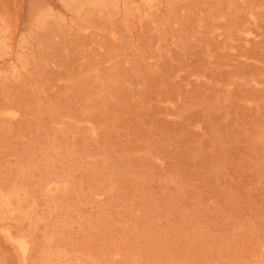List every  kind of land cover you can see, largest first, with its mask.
<instances>
[{"label": "rangeland", "instance_id": "obj_1", "mask_svg": "<svg viewBox=\"0 0 264 264\" xmlns=\"http://www.w3.org/2000/svg\"><path fill=\"white\" fill-rule=\"evenodd\" d=\"M263 128L264 0H0V264H264Z\"/></svg>", "mask_w": 264, "mask_h": 264}, {"label": "bare ground", "instance_id": "obj_2", "mask_svg": "<svg viewBox=\"0 0 264 264\" xmlns=\"http://www.w3.org/2000/svg\"><path fill=\"white\" fill-rule=\"evenodd\" d=\"M228 1V0H227ZM229 1H231V0H229ZM245 1V0H244ZM191 2H193V1H191ZM133 3V2H132ZM246 3V2H245ZM253 3V2H252ZM166 4H168V3H166ZM220 4V3H219ZM228 4V3H227ZM230 5V4H229ZM203 6V5H202ZM238 6V5H237ZM250 6H252V5H250ZM117 7V6H116ZM241 7H242V4H241ZM248 7H249V5H248ZM80 8V7H79ZM118 8V7H117ZM237 8V7H236ZM235 8V9H236ZM250 8V7H249ZM260 8V7H259ZM246 9H248V8H246ZM133 10V9H132ZM135 10V9H134ZM137 10V9H136ZM209 10V9H208ZM263 10V9H262ZM154 11H156V10H154ZM200 11V10H199ZM211 11V10H210ZM214 11V10H213ZM220 11V10H219ZM238 11V10H237ZM96 12H97V10H96ZM135 12V11H134ZM239 12V11H238ZM152 13H153V11H152ZM166 13V12H165ZM176 13V12H175ZM96 14V13H95ZM154 14V13H153ZM206 14V13H205ZM224 14V13H223ZM180 15V14H179ZM218 15H219V12H218ZM114 16V15H113ZM127 16V15H126ZM138 16V15H137ZM136 16V17H137ZM220 16V15H219ZM249 16V15H248ZM148 17V16H147ZM255 17V16H254ZM151 18V17H150ZM230 18V17H229ZM228 18V19H229ZM169 19V18H168ZM210 19V18H209ZM235 19V18H234ZM223 20V19H222ZM119 21V20H118ZM121 21V20H120ZM124 21L126 22V20L124 19ZM185 21V20H184ZM202 21V20H201ZM212 21H213V19H212ZM105 22V21H104ZM128 22V21H127ZM158 22H160V21H158ZM202 22H204V21H202ZM201 22V23H202ZM215 22V21H214ZM234 22V21H233ZM224 23V22H223ZM99 24V23H98ZM124 24H126V23H124ZM204 24V23H203ZM127 25V24H126ZM179 25V24H178ZM227 25V24H226ZM235 25V24H234ZM159 26H161V24L159 25ZM164 26V25H163ZM170 26V25H169ZM101 27V26H100ZM99 27V28H100ZM127 27H128V25H127ZM130 27V26H129ZM218 27V26H217ZM216 27V28H217ZM225 27V26H224ZM227 28H228V26H226ZM94 28V27H93ZM134 28V27H133ZM214 28V27H213ZM256 28V27H255ZM258 28H260V27H258ZM229 29V28H228ZM227 29V30H228ZM232 28L230 27V30H231ZM248 29V28H247ZM110 30V29H109ZM158 30V29H157ZM170 30V29H169ZM240 30V29H239ZM261 30V29H260ZM97 31V30H96ZM99 31H101V29H99ZM105 31V30H104ZM108 31V30H107ZM112 31V30H111ZM128 31V30H127ZM224 31V30H223ZM116 32H118V31H116ZM120 32H122V31H120ZM131 32V31H130ZM149 33V32H148ZM166 33H168V32H166ZM200 33V32H199ZM107 34H108V32H107ZM117 34V33H116ZM119 34V33H118ZM127 34H128V32H127ZM126 34V35H127ZM142 34V33H141ZM221 34V32L219 33V35ZM231 34V33H230ZM255 34V33H254ZM100 35V34H99ZM169 35H170V33H169ZM204 35V34H203ZM76 36V35H75ZM102 36V35H101ZM121 36V35H120ZM119 36V37H120ZM123 36V35H122ZM121 36V37H122ZM125 36V35H124ZM78 37V36H77ZM103 37V36H102ZM126 37V36H125ZM129 37V36H128ZM164 37V36H163ZM170 37H172V36H170ZM230 37H233L232 35L230 36ZM247 37H248V35H247ZM253 37V36H252ZM261 37V36H260ZM110 38V37H109ZM117 38V37H116ZM131 38V40H132V37H130ZM101 39V38H100ZM105 39H106V37H105ZM124 39V38H123ZM120 40V39H119ZM118 40V41H119ZM127 40H128V38H127ZM127 40H126V42H127ZM177 40V39H176ZM180 40V39H179ZM225 40V39H224ZM75 40H72V42H74ZM103 41V40H102ZM105 41V40H104ZM122 41V40H121ZM156 41H157V39H156ZM148 42V41H147ZM174 42L176 43V41L174 40ZM99 43H100V41H99ZM102 43V42H101ZM128 44V43H127ZM127 44H125V45H127ZM62 45V44H61ZM71 45V44H70ZM182 45V44H181ZM77 45H75V47H76ZM100 46V45H99ZM104 46V45H103ZM102 46V47H103ZM74 47V48H75ZM101 47V46H100ZM102 47H101V49H102ZM51 48V47H50ZM116 48V47H115ZM233 48V47H232ZM138 49V48H137ZM149 49V48H148ZM162 49V48H161ZM164 49V48H163ZM162 49V50H163ZM185 49V48H184ZM183 49V50H184ZM221 49V48H220ZM234 49V48H233ZM51 50H53V49H51ZM110 50V49H109ZM108 49H107V51H109ZM150 50V49H149ZM154 50V49H153ZM67 51V50H66ZM106 51V52H107ZM112 51V50H111ZM114 51V50H113ZM112 51V52H113ZM144 51V50H143ZM158 51V50H157ZM236 51V50H235ZM69 52V51H68ZM71 52V51H70ZM110 52V51H109ZM118 52V51H117ZM159 52V51H158ZM165 52V51H164ZM170 52V51H169ZM51 53V52H50ZM58 53V52H57ZM81 53V52H80ZM37 54V53H36ZM70 53H68L67 55H69ZM95 54V53H94ZM139 54V53H138ZM138 54H137V56H138ZM51 55H52V53H51ZM58 55H59V53H58ZM73 56V55H72ZM96 56V55H95ZM108 56V55H107ZM120 56H121V54H120ZM125 56V55H124ZM41 57V56H40ZM54 57H57V56H54ZM82 57V56H81ZM80 57V58H81ZM99 57V56H98ZM127 58H128V56H126ZM130 57V56H129ZM208 57H210V56H208ZM115 58V57H114ZM135 59H136V56L134 57ZM54 59V58H53ZM57 59H59V58H57ZM109 60L111 59V58H108ZM146 59V58H145ZM55 60V59H54ZM84 60V59H83ZM126 60V59H125ZM86 61H87V59H86ZM153 61V60H152ZM113 62V61H112ZM122 62V61H121ZM237 62V61H236ZM258 62H260V61H258ZM35 63V62H34ZM34 63H32V64H34ZM135 63V62H134ZM144 63V62H143ZM36 64V63H35ZM114 63H112V65H113ZM129 64V63H128ZM263 64V63H262ZM38 65V64H37ZM47 65V64H46ZM45 65V66H46ZM98 65V64H97ZM109 65V64H108ZM38 66H40V65H38ZM54 66V65H53ZM82 66V65H81ZM85 66V65H84ZM98 66H100V65H98ZM116 67H117V65H116ZM119 67V66H118ZM117 67V68H118ZM207 67V66H206ZM122 68V67H121ZM151 68V67H150ZM152 69V68H151ZM158 69V68H157ZM90 70V69H89ZM94 70V69H93ZM104 70V69H103ZM108 70V69H107ZM106 70V71H107ZM148 70H149V68H148ZM87 71H88V69H87ZM97 72V71H96ZM99 72H101V71H99ZM82 73H84V72H82ZM115 73V72H114ZM135 73V72H134ZM81 74V73H80ZM79 74V75H80ZM102 74V73H101ZM203 76V75H202ZM12 77V76H11ZM37 77V76H36ZM89 77V76H88ZM110 77V76H109ZM119 77V76H118ZM77 78V77H76ZM75 78V79H76ZM90 78V77H89ZM113 78V77H112ZM60 79V78H59ZM91 79V78H90ZM98 79V78H97ZM114 79V78H113ZM210 79V78H209ZM65 80V79H64ZM69 80H70V78H69ZM106 80V79H105ZM71 81H72V79H71ZM70 81V82H71ZM108 81V80H107ZM92 82V81H91ZM101 82V81H100ZM43 83V82H42ZM42 83H41V85H42ZM67 83H69V82H67ZM96 83H97V81H96ZM110 83V80H109V82L107 83V85ZM209 83V82H208ZM35 84H37V83H35ZM39 84V83H38ZM95 84V83H94ZM105 84V83H104ZM111 84V83H110ZM119 84V83H118ZM117 84V85H118ZM210 84V83H209ZM23 85V84H22ZM68 85V84H67ZM147 85V84H146ZM106 86V85H105ZM216 86V85H215ZM140 87V86H139ZM68 88V87H67ZM102 88V87H101ZM120 88V87H119ZM263 88V87H262ZM107 89V88H106ZM102 90V89H101ZM119 90V89H118ZM103 91V90H102ZM263 91V90H262ZM65 92V91H64ZM151 94V93H150ZM158 95V94H157ZM97 96V95H96ZM155 96V95H154ZM134 97H135V95H134ZM244 99V98H243ZM116 101V100H115ZM248 101V100H247ZM156 102V101H155ZM251 102V101H250ZM103 103H104V101H103ZM117 103V102H116ZM105 105V104H104ZM255 105V104H254ZM45 106V105H44ZM47 108V107H46ZM182 108H183V106H182ZM86 110V109H85ZM178 110H180V109H178ZM261 110V109H260ZM9 112V111H8ZM11 112V111H10ZM10 112H9V117H10ZM7 113V111H5V114ZM4 114V113H3ZM8 114V113H7ZM16 114V113H15ZM15 114H13L14 116H15ZM112 114V113H111ZM159 114V113H158ZM229 114V113H228ZM113 115V114H112ZM174 115V114H173ZM179 115V114H178ZM177 116V115H176ZM13 117V116H12ZM113 117V116H112ZM177 117H179V116H177ZM67 118V117H66ZM73 118V117H72ZM69 121V120H68ZM81 121V120H80ZM114 121V120H113ZM211 121V120H210ZM1 122H3V121H1ZM155 122V121H154ZM55 123V122H54ZM61 124V123H60ZM193 124V123H192ZM2 125V124H1ZM189 125V124H188ZM215 125V124H214ZM76 126V125H75ZM81 126V125H80ZM193 126V125H192ZM216 126V125H215ZM261 126V125H260ZM51 127V126H50ZM62 127H63V125H62ZM41 128V127H40ZM52 128V127H51ZM66 128V127H65ZM72 128V127H71ZM93 128V127H92ZM80 129V128H79ZM82 129V128H81ZM264 129V128H263ZM35 130H38V128L37 129H35ZM72 130V129H71ZM74 130H76V129H74ZM78 130V129H77ZM195 130V129H194ZM216 130V129H215ZM214 130V131H215ZM57 131V130H56ZM175 131V130H174ZM211 131V130H210ZM228 131V130H227ZM36 132V131H35ZM45 132V131H44ZM59 132H61V131H59ZM68 132V131H67ZM75 132H77V131H75ZM83 132H85V131H83ZM219 132V131H218ZM261 132V131H260ZM71 133V132H70ZM69 133V134H70ZM79 133V132H78ZM206 133V132H205ZM215 133H216V131H215ZM76 134V133H75ZM81 134H83V133H81ZM84 134H86V133H84ZM219 134H220V132H219ZM219 134H216V136L218 137V135ZM77 135V134H76ZM128 135H130V134H128ZM127 135V136H128ZM42 136V135H41ZM178 137H179V135H177ZM82 137V136H81ZM89 138H90V136H89ZM174 138V137H173ZM248 138V137H247ZM262 138H264V136L262 137ZM60 139V138H59ZM87 139V138H86ZM86 139L85 140H83V141H86ZM179 139V138H178ZM218 139H219V137H218ZM29 140V139H28ZM211 140V139H210ZM223 140V139H222ZM170 141H172V140H170ZM224 141V140H223ZM96 143H97V141H96ZM121 143H122V141H121ZM258 143V142H257ZM33 144V143H32ZM73 144V143H72ZM111 144V143H110ZM232 144V143H231ZM81 145V144H80ZM156 145V144H155ZM154 145V146H155ZM168 145H170V144H168ZM175 145V144H174ZM185 145V144H184ZM33 146V145H32ZM39 146V145H38ZM43 146V145H42ZM67 146V145H66ZM65 146V147H66ZM74 146V145H73ZM88 146V145H87ZM153 148H154V146L153 145H151ZM171 146V145H170ZM205 146V145H204ZM77 147V146H76ZM89 148H90V146H88ZM179 147V146H178ZM177 147V148H178ZM53 148H54V146H53ZM78 148V147H77ZM82 148H84V147H82ZM176 148V149H177ZM255 148V147H254ZM264 148V147H263ZM63 150L65 149V148H62ZM81 149V148H80ZM86 149V148H85ZM155 149V148H154ZM156 149H157V147H156ZM224 149V148H223ZM53 150V149H52ZM51 150V151H52ZM68 150H71V149H68ZM263 152H264V150H262ZM37 152V151H36ZM44 153V152H43ZM43 153H41V154H43ZM52 153V152H51ZM116 153V152H115ZM46 154V156H47V153H45ZM124 154H126V153H124ZM128 154V153H127ZM161 154V153H160ZM61 155V154H60ZM79 155V154H78ZM83 155V154H82ZM121 155H122V153H121ZM13 156V155H12ZM50 156V155H49ZM55 156V155H54ZM57 156V155H56ZM123 156V155H122ZM127 156V155H126ZM153 156V155H152ZM224 156V155H223ZM11 157V156H10ZM60 157V156H59ZM226 157V156H225ZM264 157V156H263ZM227 158V157H226ZM63 159V158H62ZM112 158H110V160H111ZM44 160V159H43ZM64 160V159H63ZM78 160V159H77ZM109 160V161H110ZM255 160V159H254ZM107 161V160H106ZM109 161H107V162H109ZM39 162H40V160H39ZM55 162V161H54ZM13 163V162H12ZM44 163V162H43ZM59 163V162H58ZM65 163V162H64ZM80 163V162H79ZM129 163V162H128ZM33 163H31V165H32ZM42 164V163H41ZM53 164V163H52ZM72 164H73V162H72ZM71 164V165H72ZM157 164V163H156ZM219 164H220V162H219ZM13 165V164H12ZM25 165V164H24ZM77 165H78V163H77ZM88 165V164H87ZM93 165V164H92ZM218 165V164H217ZM38 166V165H37ZM88 166H90V165H88ZM212 166V165H211ZM216 166V165H215ZM214 166V167H215ZM258 166V165H257ZM256 166V167H257ZM44 167V166H43ZM51 167V166H50ZM98 167V166H97ZM135 167V166H134ZM189 167V166H188ZM200 167V166H199ZM208 167H210V165L208 166ZM225 167V166H224ZM255 167V168H256ZM15 168H16V166H15ZM30 168H33V167H30ZM94 168H96L95 166H94ZM112 168V167H111ZM130 168H132V167H130ZM258 168H261V167H258ZM134 169V168H133ZM181 169V168H180ZM221 169V168H220ZM227 169V168H226ZM49 170V169H48ZM97 170V169H96ZM96 170H93V171H95V172H97ZM120 170V169H119ZM200 170V169H199ZM210 170V169H209ZM39 171V170H38ZM101 171V170H100ZM118 171V170H117ZM179 171V170H178ZM40 172V171H39ZM55 172V171H54ZM61 172H63V171H61ZM69 172H71V170L69 171ZM74 172V171H73ZM129 172V171H128ZM20 173V172H19ZM57 173V172H56ZM56 173L53 175V176H55L56 175ZM100 173V172H99ZM119 173V172H118ZM132 173V172H131ZM139 173V172H138ZM129 174H130V172H129ZM143 174V173H142ZM166 174H168V173H166ZM173 174V173H172ZM49 175V174H48ZM60 175V174H59ZM62 175V174H61ZM144 175V174H143ZM208 175V174H207ZM33 176V175H32ZM31 176V177H32ZM57 177H58V175H56ZM109 176V175H108ZM113 176V175H112ZM141 176V175H140ZM30 177V176H29ZM30 177V178H31ZM110 177V176H109ZM132 177V176H131ZM142 177V176H141ZM27 178V177H26ZM56 177H54V179H55ZM215 177H213V179H214ZM32 179V178H31ZM40 179V178H39ZM144 179V178H143ZM169 179H171V178H169ZM173 179V178H172ZM171 179V180H172ZM37 180H38V178H37ZM158 180V179H157ZM191 180H193V179H191ZM196 180V179H195ZM216 180V179H215ZM171 182V181H170ZM172 182H173V180H172ZM192 182V181H191ZM51 183V182H50ZM50 183H49V185H50ZM55 183V182H54ZM54 183H52V184H54ZM60 182H58V184H59ZM63 183V182H62ZM65 183V182H64ZM259 183H261V182H259ZM207 184V183H206ZM62 185H66V184H62ZM72 185V184H71ZM176 185H177V183H176ZM36 186V185H35ZM35 186H33V187H35ZM52 186V185H51ZM47 187H48V185H47ZM56 187V186H55ZM73 187V186H72ZM178 187V186H177ZM176 187V188H177ZM249 187H250V185H249ZM63 188V187H62ZM71 188V187H70ZM107 188V187H106ZM50 189H51V187H50ZM56 190V189H55ZM70 190H72V189H70ZM149 190V189H148ZM151 190V189H150ZM165 190V189H164ZM228 190V189H227ZM62 191V190H61ZM166 191V190H165ZM230 192H232L233 193V191H230ZM229 192V193H230ZM61 193V192H60ZM84 193V192H83ZM109 193H110V191H109ZM234 193H235V191H234ZM19 195V194H18ZM258 195V194H257ZM20 196V195H19ZM44 196V195H43ZM59 196H60V194H59ZM62 196V195H61ZM60 196V197H61ZM98 198V197H97ZM115 198V197H114ZM135 198V197H134ZM48 199H49V197H48ZM2 200V199H1ZM58 200V199H57ZM3 201V203L5 202L4 200H2ZM7 202V201H6ZM8 203V202H7ZM20 203V202H19ZM46 203V202H45ZM48 203V202H47ZM200 203V202H199ZM235 203V202H234ZM26 204V203H25ZM60 204H62L63 205V203H60ZM57 205H58V202H57ZM84 205V204H83ZM89 205V204H88ZM123 205V204H122ZM125 205V204H124ZM154 205H156V203H154ZM65 206V205H64ZM151 206V205H150ZM153 206V205H152ZM235 206V205H234ZM56 207V206H55ZM4 208H6L5 206H4ZM2 209V208H1ZM56 209H58V207L56 208ZM60 209V208H59ZM69 209V208H68ZM67 209V210H68ZM131 209H132V207H131ZM146 209H148V208H146ZM179 210H181V209H179ZM8 211V210H7ZM53 211V210H52ZM102 211V210H101ZM143 211V210H142ZM3 212V211H2ZM48 212H50V211H48ZM54 212V211H53ZM4 213V212H3ZM12 213V212H11ZM3 215H5V214H3ZM117 215V214H116ZM86 216H88V215H86ZM158 216V215H157ZM156 216V217H157ZM262 216V215H261ZM48 217H49V214H48ZM61 217V216H60ZM64 217V216H63ZM62 217V218H63ZM134 217V216H133ZM70 218V217H69ZM82 218H84V217H82ZM122 218V217H121ZM124 218V217H123ZM122 218V222H123V219ZM151 218H152V216H151ZM49 219V218H48ZM58 220V219H57ZM72 220V219H71ZM16 221V220H15ZM56 222H58V221H56ZM64 222V221H63ZM65 223H67V222H65ZM71 223V222H70ZM254 224V223H253ZM53 225V224H52ZM115 225H117V223H115ZM34 226V225H33ZM69 226V225H68ZM14 228V227H13ZM256 228V227H255ZM18 229V228H17ZM145 229V228H144ZM5 229H3L2 231H4ZM6 230H8V229H6ZM4 231V232H8V231ZM42 230V229H41ZM124 230V229H123ZM17 231V230H16ZM19 231V230H18ZM63 231V230H62ZM19 232H21V231H19ZM113 232V231H112ZM124 232H125V230H124ZM186 232V231H185ZM225 232V231H224ZM9 233V232H8ZM166 233V232H165ZM174 233V232H173ZM221 234V233H220ZM174 235V234H173ZM6 236H7V234H6ZM10 236V235H9ZM69 236V235H68ZM166 236H168V235H166ZM22 237V236H21ZM122 237V236H121ZM137 237V236H136ZM8 238H10V237H8ZM7 238V239H8ZM12 238V237H11ZM10 238V239H11ZM24 238V237H23ZM169 238H171V237H169ZM9 239V240H10ZM14 239H16V237L14 238ZM64 240V239H63ZM12 241V240H11ZM15 241V240H14ZM32 241H34V239L32 238ZM67 241V240H66ZM179 241V240H178ZM13 242V241H12ZM123 242V241H122ZM27 243V242H26ZM15 244V243H14ZM104 244V243H103ZM28 245V244H27ZM116 245H118V244H116ZM124 245V244H123ZM157 245V244H156ZM262 245V244H261ZM15 246H16V244H15ZM18 247V246H17ZM113 248V247H112ZM18 249V248H17ZM26 249H27V247H26ZM32 250V249H31ZM18 251H20V250H18ZM169 251V250H168ZM52 252V251H51ZM54 252V251H53ZM56 252V251H55ZM54 252V253H55ZM30 253H32V251L30 252ZM21 254V253H20ZM25 254V253H24ZM22 256V255H21ZM24 256V255H23ZM47 256V255H46ZM63 256V255H62ZM61 256V257H62ZM55 258V257H54ZM48 259V258H47ZM250 259H252V258H250ZM42 260H43V258H42ZM83 260V259H82ZM23 261V260H22ZM79 261V260H78ZM83 261H85V260H83ZM45 262V261H44ZM48 262V261H47ZM53 263V262H52ZM213 263V262H212ZM255 263V262H254ZM23 264V263H22Z\"/></svg>", "mask_w": 264, "mask_h": 264}]
</instances>
